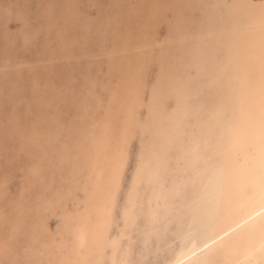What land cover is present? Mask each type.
Returning a JSON list of instances; mask_svg holds the SVG:
<instances>
[{
	"label": "bare ground",
	"instance_id": "6f19581e",
	"mask_svg": "<svg viewBox=\"0 0 264 264\" xmlns=\"http://www.w3.org/2000/svg\"><path fill=\"white\" fill-rule=\"evenodd\" d=\"M103 4L94 14L65 0L57 21L47 6L35 28L59 26L60 56L0 64L96 60L79 88H51L32 74L23 119L20 80L8 78V91L0 84V101L11 105L0 161L13 165L0 174V264H133L141 214L144 249L153 237L155 251L169 249L157 264H264V0ZM23 12L8 15L18 20L5 29L10 42L37 33ZM67 27L80 29L71 41ZM66 96L68 118L57 109ZM169 226L176 233L166 239Z\"/></svg>",
	"mask_w": 264,
	"mask_h": 264
},
{
	"label": "rangeland",
	"instance_id": "374dc122",
	"mask_svg": "<svg viewBox=\"0 0 264 264\" xmlns=\"http://www.w3.org/2000/svg\"><path fill=\"white\" fill-rule=\"evenodd\" d=\"M6 1L5 0L4 1L3 0L0 1V3L3 4L0 8L2 9L4 5L5 6L6 5L9 6V4H10L11 6L12 5L13 6L12 7L9 6V8H10V10H12V9L13 10L10 11V13H8V12H5L6 11L5 10V8H6L5 6H4V8L2 10L0 9V11H1L0 12V22H1L0 23V25H1L0 26V28H1L0 31H2V32H0V36H1L0 38H3L2 40L0 39V41L2 42L1 46H0V64L4 63V61H7V58H14L15 56H16L17 59L19 58V59L32 60L34 58L36 59L37 57H42L43 53L45 54V57H47V54H49V52H52L54 54L55 53H59L58 49H60V45H59L60 41L58 40V33H56V32L59 31V29H58L59 26L58 27H54L53 26V28L48 30V31L42 30V29L37 31V29L35 28V25L36 26H40L46 21V16H44V13L46 11L45 9L49 5H52L53 12H54L53 13V17L50 20L56 19V21H57V19H61V17H62L61 9H63L65 0H17V3H16V0H6ZM93 1L96 2V5H95L96 7L93 6L92 7L93 9H92L91 5H93ZM106 1H108V0H80V3H81V7H83V9L85 11H89V12L92 11V13L95 14L98 5L100 6V4H103V3L106 4ZM20 3H21V5H20ZM59 6H61V7H59ZM15 7L18 8L19 10L16 9ZM21 9H23V10L21 11ZM14 11H16V12H14ZM19 11H21V12L24 11L23 13H25V16H26V25H27V27L31 31H37L35 37L33 36L32 39L29 40L27 43H25L23 41L21 33H18L16 31L18 27H15L13 29L15 31V33L17 32L16 33L17 36L14 34L13 35V39H10L11 42L9 40H7L6 37H5L6 36L5 35V29L7 27H12V25H13L12 22H14L15 19L17 20V18H16L17 15L16 16H12L15 19L11 18L10 19L11 23H10L9 19H8V15L10 16L12 14V12H13V14H18V13L21 14V12H19ZM3 12L5 14H2ZM61 31H65V36L64 37L68 41H71L70 37H72L74 33L79 34L80 29H79V27H73V29H72V27H67V28H61ZM3 33H4V35H3ZM54 35H55V37H54ZM19 36H20V38H19ZM13 40H14V42H13ZM67 44H68L67 46H68V49H69L71 47V44H69V42ZM75 46L76 45H74V46L72 45L73 48H71V49H75V48L77 49V47H75ZM15 52L18 55L15 54ZM77 52H79V51L77 50ZM56 56H60V55H56ZM78 58H80V59H78ZM75 59H77V60L75 61ZM94 60L95 59H93V58H88V57H85V56L77 57V58L76 57L75 58H64L63 55H62L61 58H59L56 61H53L52 63L38 62V63H35L34 66H31L29 64H25V65L21 66V68H17V67L7 68L8 71H6V70L4 71V69L2 68V69H0V84L2 83L1 85L4 86L6 88V90L8 91L9 88H7V87L8 86L12 87L11 85H9V83H8L9 81L7 82L8 78L9 79L10 78L13 79L15 77H18V79L20 80V82L18 84V86L20 85L18 90H20L19 93H20V98L22 100L20 101L21 104L19 105V109H20V111L22 113L21 114V119H23V116L25 117V116L28 115V114H25V113H28V112H26V111H28L27 110L28 108L26 106V103L24 104V102L28 101L27 100L28 99L27 96H29V93L32 91L31 88L29 87V84L31 83L30 82L31 81L30 77H31L32 74H35L38 77L39 76H43L44 77V78H42L43 80H47V78H48V80H50V83L53 84V86H51V88L54 87V86H56L58 89L63 87V86H65L66 88H70L71 85H72V82H73L75 87L79 88V84H81V81H82V78H83L82 73L85 71L86 67H88V66H90V69H92V70L94 69V66L92 64L93 62L96 61V60L95 61ZM72 62H73V65H72ZM47 68L48 69L50 68V74L47 73V70H46ZM17 69H18V72H17ZM4 72H5V75H4ZM9 72H10V74H8ZM20 72H22L21 73L22 75H20ZM15 73H17V75ZM19 75H20L21 79L19 78ZM73 77H74V79H73ZM22 78H24V79H22ZM20 83H22V84H20ZM24 90H26V91H24ZM21 92H22V94L24 96L21 94ZM64 98H65L66 102H65V100H63ZM64 98L58 102V104H57L58 108L57 109L58 110L60 109L59 111H60V113L62 114V116L64 118H68L67 116H69L71 113H73L74 109L72 107L73 106L72 103L70 104L69 97L67 98V96H66ZM2 100H5V98H3V99L1 98V101H0V111H2V112H0V127L2 125H4L3 123H6V121H7L6 117H7V111H8L7 108H9L11 106L8 103V101H3L2 102ZM22 105H25V106H22ZM63 108H65V109H63ZM4 109H5V111H4ZM71 109H72V111L70 112ZM50 110L53 111V109H50ZM1 113H3V114H1ZM1 119H3V122H1L2 121ZM0 134H1V132H0ZM139 144H140V137L138 136V137L134 138V140H133V142L131 144L132 148L130 147L129 161H128V164H127V167H126V173H125V177H124V180H123V187H122L123 189H122V191H120L118 208H117V214L120 213V205L123 203L124 198H125V192H126V187L125 186H127L129 181H130L131 173L136 169L135 165H136L137 154H138V151H139ZM2 159H6V157H3ZM7 159H6V161L5 160L4 161L3 160L0 161V174L1 173H5V174L6 173L7 174L11 173V171H12L11 169H13V165L10 164L11 162H9L10 159L9 158H7ZM144 220H145V216H143L141 214L138 217V227L133 232L134 233V238L136 237L134 239V243H133L134 247L132 246L133 247L132 250H134V251H132L133 254H134L133 255V261H134L133 264H139V263L140 264L141 263L142 264H157L158 262H161L164 259V257H166V255L168 254L169 249L165 248V249L159 251V253H158V251H155L153 248L156 245V241H157L156 237H153L152 240L150 241L149 248L146 249V250L144 249V245L142 244V238H143V236H142V234H143L142 225L144 224ZM171 227L172 226H169V228H167V233L165 235L166 239L169 236H171L173 233H176V232H174L175 230L174 231L171 230ZM138 240H140V243H139ZM146 251L148 253V256L149 255L150 256L148 258L144 259V261L143 260L139 261L138 260V257H139L138 255L141 254L142 252H146ZM154 254H156V256H154ZM135 256H136L137 259L135 258ZM155 258H156V260H154Z\"/></svg>",
	"mask_w": 264,
	"mask_h": 264
}]
</instances>
